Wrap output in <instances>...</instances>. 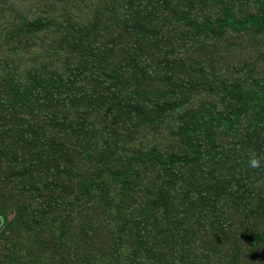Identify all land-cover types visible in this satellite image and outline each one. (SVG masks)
Masks as SVG:
<instances>
[{
	"label": "rangeland",
	"instance_id": "374dc122",
	"mask_svg": "<svg viewBox=\"0 0 264 264\" xmlns=\"http://www.w3.org/2000/svg\"><path fill=\"white\" fill-rule=\"evenodd\" d=\"M149 1L145 12L154 19L156 29L136 32L123 26L114 28L116 24L111 26L121 13L107 11V0H0V32L15 25L28 29L23 26L25 23H32L34 26L30 29L35 31H47L51 28L42 18L51 9L63 19L81 16L91 21L82 20L79 26L97 29L103 37L99 46H90L87 42L78 44V53L70 58L69 54L54 56L52 53L54 46L62 44L61 36L51 34L46 43L34 31L16 43H4L0 35V65L6 71L16 72L21 81L28 72L38 71L41 78H34L33 84L47 81L51 92L33 95L38 91L26 93L20 84V98L12 92L0 93V104L8 102L0 106V211L6 220L0 224V264L6 253L14 255L18 264H26L19 258L23 250L25 256L34 252L40 255L44 264H255L254 257L261 262L259 254L250 248L242 253L234 249L223 253L217 243L214 248L205 249L203 238L213 231L201 233L192 226L194 209H199V205L192 204L190 209L183 210L186 215L179 210L176 214L182 217L171 224L155 209L166 199L162 201L158 197L164 184L158 162L184 152V137L180 133L184 119L206 102L221 108L235 103L229 100L235 90L224 96L207 93L214 82L208 75L213 68L216 78L227 80L231 85L256 93L264 90V31L253 27L228 29L222 39L216 34L220 29H215L216 33L191 39L192 29L178 25L171 16L168 22L164 21L156 11H162L157 0ZM171 1V7H178L182 12L199 10V16L204 19L221 20L225 9H231L237 18L244 20L247 15L261 14L264 9V0H200L195 5L185 0ZM71 3L75 4L68 8ZM124 19L131 22V17ZM100 52L112 57L113 65L121 67L120 81L129 82L134 97L145 96L142 102L147 106V99L159 105L140 115L117 112L119 127L115 132L97 131L96 137L82 132L79 141H69L70 148L65 152L66 156L74 154L78 158H72L68 164L65 158L55 163L48 156L49 150L72 130L68 121L75 125L85 118L96 121L100 128L104 124L105 118L100 113L94 117L86 115L91 109L88 98L100 88L92 69V61L103 56ZM71 60L84 63L85 75L89 78L92 75L93 80H76L70 72L76 65L69 68ZM49 71L54 75L63 74L70 82L58 84L62 78L57 76V82L54 76L48 75ZM26 98L34 104H24L22 101ZM249 118L242 120L236 129L215 128L211 132L212 150H207L204 157L210 154L211 158L203 159L196 170L187 168L188 177L184 180V187H191L206 175L213 184L210 190L213 198L204 208L213 220L217 219L216 223L221 220L220 228L225 229L222 237H228L230 245L237 235L245 240L264 229V166L252 169L247 164L250 151L264 156V133L262 144L254 136ZM113 119L112 115L108 116V121ZM24 133L30 139L23 137ZM44 149L48 154L39 163L29 161ZM209 160L211 164L206 168ZM96 166L109 168L111 172L127 170L125 174L131 178L127 184L133 185L129 195H123L120 178V185L105 178L99 181L104 188L77 196L78 182L73 176L89 174ZM67 176L72 188L70 200H67L69 189L63 191L55 181ZM146 193L154 197L142 205L138 198ZM124 205L131 207L124 208ZM103 206L112 216L106 218ZM115 211L116 216L112 214ZM48 214L56 218L51 221ZM128 214L136 217V221L127 224ZM38 216L50 219L45 226V237L25 234L27 223L38 222V227L44 222ZM137 220L144 224L137 225ZM59 229L65 232L58 235ZM98 231L97 242H93ZM185 232L188 234L183 241ZM40 246H44L43 251Z\"/></svg>",
	"mask_w": 264,
	"mask_h": 264
},
{
	"label": "trees",
	"instance_id": "16d2710c",
	"mask_svg": "<svg viewBox=\"0 0 264 264\" xmlns=\"http://www.w3.org/2000/svg\"><path fill=\"white\" fill-rule=\"evenodd\" d=\"M107 1V11L119 10V12L121 13L118 17V20H115L111 23V26L116 24L114 28L120 29L123 26V28H128L136 32L140 29H156L153 23L154 19L152 20V18L145 12L148 8L147 2H150L149 0ZM154 1L156 2V0ZM185 1H189L193 5H195L197 1L200 0ZM204 1L209 2L212 0ZM171 2V0H157V6L161 7L162 10L159 11L158 9H156L157 13L166 22H168V17L171 16L173 19L177 20L178 25H182L183 27L185 26V28L187 29H192L191 36H194L191 39L200 37L202 35L205 36L209 32L216 33L215 29H220L219 33L216 34L217 37H221L222 39L227 36L228 29L253 27L260 31H264V9L261 10V14L247 15L244 20L237 18V15H235L231 9H225L224 18L221 20L213 19V17L204 19L202 16H199V10L193 8L189 11L182 12V10L178 7H171ZM74 4L75 3H71L67 5V7L72 8ZM54 13L55 12L50 9L42 18L51 29H48L47 31H44L45 29H37V31H35V29H30L34 26L32 23L29 25L25 23V25H23L24 27H28V29H19L20 27L15 25L11 29H3L0 32V35H2L1 40L3 39L4 43H16L17 41L28 37L29 34L34 31L37 36H41L42 39L45 38L46 43L51 34L53 35V37L61 36L60 42H62V44L54 46L52 49V53L54 54V56L59 53L69 54L70 58L71 55L78 53V44L87 42L90 46L93 45L95 47L100 45L99 41L101 43L103 42L102 34L98 33L97 29H85L84 27L79 26L81 25L82 20H84L85 23H92L91 21L86 20L81 16L76 18L67 17L66 19H63ZM156 15V12H154L153 17H155ZM124 17H131V22L127 23ZM100 53L103 56L100 57L98 60L92 61V69H94V71L96 72L95 78L97 77L96 85L100 88L97 87L96 90H94V94L92 95V97L90 96L88 98V100L90 101L89 104L91 109L88 110L86 115L87 117H94L97 113H100V116L102 115L105 118V120L103 121L104 124L102 125V128H100V126L98 127V123L96 121H86L85 118H82V120L80 122H77L75 125L71 121H68L69 126L72 124L70 128L72 130L70 131V133L66 134L61 142L58 141L57 144L53 145L52 148L49 150V154L46 149L40 151L38 154H34L29 159L31 163H39L42 158L48 154V156L52 158L53 162L59 163L60 159L65 158L67 159L66 164H68L71 162L72 158H78L77 156H74V154H72L71 157L65 155L66 150L70 148L69 141H79L81 139L79 138V136L82 132H84V135L89 134L92 137L97 136V131L106 132V129H111L115 132V130L119 127L117 112L128 115H140V113H145L146 111L151 110L159 105L158 104L155 106L154 103L147 99V106L142 102V100L145 101V96L142 99L141 96L134 97L131 93L133 91L131 90V88L128 87L129 82L123 83L120 81L119 75L121 67L113 65V58L109 55L103 52ZM191 55L196 56L194 54ZM69 62V68L72 67V65L76 64L75 66H73L74 70H70V72L73 73L77 78L76 80H83V78L88 80L91 78V80H93L92 75L90 76V78L85 75L86 67L82 65L84 63L77 62L74 60H71ZM38 73V71H35V73H32L30 71L22 77L24 80L21 81L16 75V72L13 73L11 70L8 69L6 71L5 67L0 65V93L12 92L16 98H20V94L22 92L21 86H23L26 93L33 90L35 92L36 90L38 91V93H33V95H38L39 93L41 96H44L47 93L50 94L51 92L50 90H48L49 83L47 81L42 82L39 80L38 84L37 81L36 85L33 84L34 78H41L39 77ZM48 75L50 77L51 75L54 76L57 82V76L59 78H62V81L59 80V82L61 83H58L60 85L70 82L64 77L63 74L54 75L53 72L49 71ZM208 75L212 76L214 79L213 84L209 85V87L207 88V93L209 94V96H224L225 94L231 93L232 90H235V97H229V100L234 101L235 103L230 104L227 108H221L217 104L206 102L202 106V108L193 112V115H190L184 119L180 131L181 135L184 137V152L181 154H172L168 157H164L162 162H158V166L160 167L164 175V184L160 187L158 197L162 201L165 197L166 199L163 201V205L161 204V206H158L155 210L158 214L162 216L166 223L171 224L174 222L175 219L182 217L176 214L179 210L183 211L185 209H190V206L192 207V204L195 207L199 205V209L193 207L195 209L192 216V226L196 227L195 230L200 231L201 233H207L211 230L213 231L210 236H204L203 238V244L205 249H208L212 246L214 248L217 243H220L223 253H226L230 249H234L235 251L242 253L243 250H249L250 248L251 251H254V254H259L261 260V262H257L258 258L254 257L253 262H256L255 264H264V229L262 231H257V234L245 240H241L237 235L236 241L233 243V245H230L229 238L222 237L225 235V229L222 227L220 228L221 220H218V222L216 223L215 221L217 219L213 220L211 214H209L207 209L204 208L207 201L212 200L213 198V194L210 191L213 187V184L208 181L206 175L201 176V178L199 179V184H194L191 187H184L186 183L184 180H186L188 177L186 169L191 168L193 170H196L203 161V159L206 160L211 158L210 154L206 158L204 157L206 155L207 150H212L213 133L211 132H213L215 128L228 127L236 129L241 125L242 120L244 121L246 117L250 116L249 123L250 125L252 124V128H254L252 132L254 136L258 139V141L263 144L262 135L264 133V90L261 89L260 92L256 93L253 90H247V88L241 89L238 86L231 85L227 80L216 78V72L214 71V68L213 71ZM20 84L22 85L20 86ZM59 88L60 87H56V89ZM14 91H19V93L15 94ZM255 95L259 96L255 97ZM0 96L2 95L0 94ZM22 102L24 104L29 105L34 104V101L32 99L27 100V98ZM1 105L6 106L8 105V102L5 101L1 103L0 106ZM5 111L7 110L4 108V112ZM111 115L114 117V119L112 121H108V116ZM112 135V137H116L115 134ZM23 137L30 139L28 133H24ZM85 140L87 139L84 138V141ZM210 164L211 160H209L206 168L210 166ZM126 172L128 171L125 169L124 171L118 170V172H111L109 168H102L101 166H96V168H94V170H92L89 174H85L82 177L73 176L75 179H77L78 182V190L76 194L77 196L81 197L83 196L84 192L92 193L97 188H104L99 183V181H102L105 178H108L113 184L120 185L118 183V178H120V183L123 184V195L127 196L129 195V190L133 187V185L131 187L127 184L131 182V178H129L128 175L125 174ZM108 173L111 174L108 175ZM123 174L125 176L124 178L122 177ZM70 176L74 182L75 179L72 177V175ZM70 176L64 177L60 180L55 178V181L60 185V188L63 191H65L67 188L69 189V196L67 200L71 199L72 188L69 185L70 182L68 180V177ZM181 182H183V185ZM40 185L41 187H43V184ZM153 197L154 194L146 193L140 198H138V201L139 203L144 205L146 200H152ZM136 204H138L137 201ZM131 205H129L128 207L124 205V208L130 209ZM104 207L105 206H103L102 209L106 218H108L111 213L107 212ZM185 212L186 211H183L184 215L187 214V212L186 214ZM112 214L116 216V211L112 212ZM140 214L143 216V218H146L144 214ZM48 216L50 217L51 221L56 218L55 216H51L49 214ZM128 216L130 218L127 217V224L136 221V217L132 218L130 214H128ZM38 217L44 222L41 223V225L38 227V222H33L31 224L27 223V227L25 226V234L34 235L36 237H45L47 233L45 226L48 224L50 219L47 216ZM109 219L112 220L113 217ZM5 221L6 220L3 217L2 211H0V224ZM12 221L9 223L8 228H10V226L12 225ZM262 223L264 224V222ZM143 224L144 222H137V225L142 226ZM64 232L65 231L63 229H59L56 231L58 235L63 234ZM53 233L55 234V232ZM98 234H100L99 231L96 232V235L92 238L93 242L97 240ZM187 234L188 233L185 232L181 237L183 241H185V237ZM138 245L141 247L140 242H138ZM43 247L44 246H40L39 249L43 251ZM19 258L21 259L20 262L26 264H44L43 258H41L40 255H36L35 252L31 253V255L27 254L25 256L23 250ZM1 260V264H18L17 258L9 253H6L4 260ZM96 264L99 263L96 262Z\"/></svg>",
	"mask_w": 264,
	"mask_h": 264
},
{
	"label": "clouds",
	"instance_id": "9594fccd",
	"mask_svg": "<svg viewBox=\"0 0 264 264\" xmlns=\"http://www.w3.org/2000/svg\"><path fill=\"white\" fill-rule=\"evenodd\" d=\"M262 161H264V156L258 155L254 150L248 153L247 164L249 168L260 169L264 166Z\"/></svg>",
	"mask_w": 264,
	"mask_h": 264
}]
</instances>
